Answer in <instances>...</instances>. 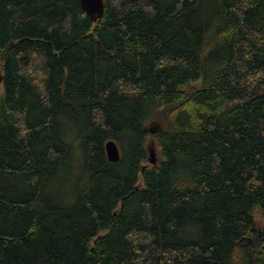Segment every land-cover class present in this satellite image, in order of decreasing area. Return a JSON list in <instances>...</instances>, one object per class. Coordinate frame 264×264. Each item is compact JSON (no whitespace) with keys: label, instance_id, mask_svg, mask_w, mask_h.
Masks as SVG:
<instances>
[{"label":"trees","instance_id":"16d2710c","mask_svg":"<svg viewBox=\"0 0 264 264\" xmlns=\"http://www.w3.org/2000/svg\"><path fill=\"white\" fill-rule=\"evenodd\" d=\"M0 75V264H264V0H0Z\"/></svg>","mask_w":264,"mask_h":264},{"label":"water","instance_id":"95a60500","mask_svg":"<svg viewBox=\"0 0 264 264\" xmlns=\"http://www.w3.org/2000/svg\"><path fill=\"white\" fill-rule=\"evenodd\" d=\"M81 9L89 19L96 23L103 13V0H79ZM2 76L0 75V87ZM1 92V91H0ZM104 151L106 158L111 163H116L120 160V150L116 142L109 140L104 144ZM157 162L154 149L149 147L148 149V163L155 165Z\"/></svg>","mask_w":264,"mask_h":264},{"label":"rangeland","instance_id":"374dc122","mask_svg":"<svg viewBox=\"0 0 264 264\" xmlns=\"http://www.w3.org/2000/svg\"><path fill=\"white\" fill-rule=\"evenodd\" d=\"M2 87H0V91H1ZM1 93V92H0ZM156 154V153H155ZM157 158V157H156Z\"/></svg>","mask_w":264,"mask_h":264}]
</instances>
